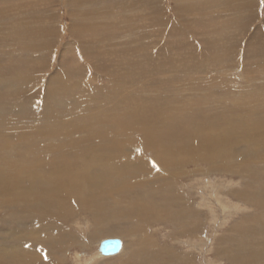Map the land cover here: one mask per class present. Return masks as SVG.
<instances>
[{"label":"bare ground","instance_id":"bare-ground-1","mask_svg":"<svg viewBox=\"0 0 264 264\" xmlns=\"http://www.w3.org/2000/svg\"><path fill=\"white\" fill-rule=\"evenodd\" d=\"M163 1L0 0V264H67L72 248L73 264H264V0H172L176 24ZM216 3L250 18L246 31L262 21L244 52L224 30L245 24L216 30L222 49L213 23L195 26ZM182 32L194 73L174 61L178 40L171 60L147 50L130 65ZM98 49L112 54L103 75L88 62ZM77 217L89 237L71 230ZM113 238L119 252L99 254Z\"/></svg>","mask_w":264,"mask_h":264},{"label":"rangeland","instance_id":"rangeland-1","mask_svg":"<svg viewBox=\"0 0 264 264\" xmlns=\"http://www.w3.org/2000/svg\"><path fill=\"white\" fill-rule=\"evenodd\" d=\"M217 2H220V0H216ZM216 4H218V6H217V8H215V9H217V12L215 13L214 12V10H211L209 13H207V14H201L200 16L201 17H198L196 20L198 21V24H195V26H200V29H198V31L200 32H202V30H204V29H206V28H210V27H208V24L207 23H213L214 25H213V28H215V31H213L214 29H209V32L211 33V37L213 38V41H214V43H215V46L216 47H220L221 49H222V41L223 40H221V41H219V42H216L214 39H215V37H217V36H219L220 35V33H219V30L218 31H216L217 29H219V27H220V29L221 28H226L227 29V27H228V25H232V27L233 28H235L236 26H238L239 24H242V25H246V27L245 28H242L241 30L240 29H236V30H234V29H231V30H224V33H226V31H228L227 32V38H226V41L229 39V40H236V41H238V40H240V39H243L244 38V40L245 41H243V44L242 45H240V48L241 49H243V52H244V50H245V46H246V43L248 42V41H252V39L253 40H255L256 39V37H257V28H258V26H260V24L262 23V21H260V22H258V23H252L251 24V26L248 28V30L246 31V28H247V26L252 22V20H250V18H248V19H246L245 20V22H243V20H241V17H237L235 14H233L232 13V11L230 10V9H226V11H223L224 10V5L222 6V4L221 3H216ZM57 5V4H56ZM42 6V5H41ZM58 6H59V8H58ZM47 7H49L48 5L47 6H43L42 8H45V10L47 9ZM162 7H163V9L165 10V12H164V14L166 15L165 17H166V19L168 20L169 19V21L171 20L172 22H176V18H175V16H174V11H173V8H174V3H172V0H164L163 1V3H162ZM61 11V12H60ZM64 11V12H63ZM56 12H57V14L58 15H60L59 17H60V26H62L63 28L61 29V42L62 43H64V44H66V43H68L69 41H71V38H69V36H68V33L66 32L67 31V25H68V23H69V17L68 16H66V11L65 10H63L62 8H61V4H59V5H57V7H56ZM63 12V13H62ZM62 13V14H61ZM200 14V13H199ZM63 15V16H62ZM227 17H228V19H227ZM63 18V19H62ZM195 18V17H194ZM262 19V18H261ZM260 19V20H261ZM231 21V22H230ZM174 22V23H175ZM176 24V23H175ZM185 27H186V24H185ZM149 29H144V30H141L140 31V34L142 33V34H144V36H146L145 34H147V31H148ZM158 29H156V30H152V31H157ZM178 30V29H177ZM184 32H185V29H182ZM245 32V33H244ZM63 33V34H62ZM242 33H243V35H242ZM164 38H166V37H164ZM161 39V37L159 36H157L156 38H155V36L152 38V41L150 42V43H146V47H144V48H142L141 50H137V52L136 53H134V54H132V55H130V65H132L133 66V62L134 61H140V60H142V59H144V58H146L147 57V50H148V52L149 53H151V52H153V53H155L154 54V56H153V60L154 59H156V56L157 57H159L158 58V61H161V59H160V57L161 56H166V55H169L170 56V60H171V56L173 55V54H176V53H178L179 51H177L172 45H173V43L175 42V41H179L181 44H180V46L183 48V50H184V52L182 53V54H179V56H178V58H176L174 61H175V63H177V64H179V66H180V68H181V71L182 72H187V73H194L196 70H197V68H192L191 66H190V64L188 63V60H190L192 57H196V54H195V52L193 51V49H192V44L190 43V44H188V43H186V41H187V36H186V34H184L183 32H182V34H175L173 37L172 36H170L169 38H168V40H170L171 41V44L170 45H164L165 44V39ZM68 39V40H67ZM119 39V38H118ZM117 39V40H118ZM155 39V40H154ZM263 39V38H262ZM114 42V41H113ZM130 41H125V40H123V39H121V40H118V41H116V47H117V49H119V48H121V47H123V49L124 48H126L127 46H129V45H133V43H129ZM141 42H143V41H140V44H141ZM164 42V43H163ZM168 42V41H167ZM261 42V41H260ZM263 42H264V39H263ZM145 43V42H144ZM156 43V44H155ZM224 44V43H223ZM61 46V45H60ZM154 46V47H153ZM152 47V48H151ZM164 48V49H163ZM56 49H57V51H56V56H59L60 57V53L62 52V51H60L59 50V52H58V48L56 47ZM75 49L77 50V47H75ZM151 49V50H150ZM32 50V49H31ZM162 50V51H161ZM239 50V48H237V51ZM33 51V50H32ZM77 52H80V50H77ZM89 53H90V55H89V60H88V62L90 63V65L93 67V71H95L96 73L98 72V73H100V74H102L103 75V70L104 69H106V65L103 63L105 60H107L109 57H112L111 55L112 54H109L108 52H106L104 49H98V50H92V51H89ZM117 53H119V52H117ZM116 53V54H117ZM120 54H123L122 52H120ZM152 57V56H151ZM57 59V62H58V58H56ZM113 59V58H112ZM80 63V62H79ZM203 63H204V66L205 67H207V66H209L210 65V63L207 61V60H205V59H203ZM101 65H105V68H102L101 67ZM227 65H234L233 64V60H232V58L230 57V59L228 58V60H226L225 62H223L222 63V65L221 66H227ZM123 67H126V66H124V65H121V67H120V69L121 68H123ZM169 67L170 66H167V67H165L166 68V70H168L169 69ZM56 68H57V66H56ZM154 69H156L155 68V66H153L152 67V70H154ZM238 70V71H237ZM237 70H235V71H233V72H230V73H228V75H229V78L230 79H232V80H234L235 82H237V80H238V85L239 84H241L242 85V83H244L243 81H245L244 79H243V75H245L244 73H242L241 71L242 70H240V68H238ZM91 72V71H90ZM241 72V73H240ZM92 73V72H91ZM153 73V72H152ZM232 73H233V75H232ZM231 74V75H230ZM242 74V75H241ZM110 77V76H109ZM110 79H111V77H110ZM256 81V80H255ZM204 82V77H203V80L200 82V83H203ZM257 83H260V85L263 83V79H258L257 80ZM98 84L101 86V87H105V86H107V82H105L104 80L103 81H99L98 80ZM246 84L244 83V86H245ZM215 86H219V84H216ZM242 87H243V85H242ZM68 107V106H67ZM70 115H67V117H69ZM147 157H148V155H147ZM205 179V182L206 183H208V181L209 180H212V182H214V181H216V182H214V183H217L218 181L217 180H215V179H210L209 178V176L208 177H205L204 178ZM234 181H237V180H234ZM219 184L220 183H222V185L220 186L221 188L223 187V186H225L226 185V182L225 183H223V182H221V180L218 182ZM236 183V182H235ZM209 185V183L208 184H206V186H208ZM209 193V191H207L206 192V194H208ZM226 200H228V201H230L229 199H226ZM231 202V201H230ZM233 203H234V201H233ZM208 224L210 225V228L211 229H213L212 227V225H214V224H211L210 222H208ZM123 225H127V224H121L120 225V227L121 226H123ZM216 225H218V224H216ZM71 230L74 232V233H76V234H80V235H82L83 233V236L86 234L87 235V237H89V235L91 234V229H92V226L89 224V222H87V224L85 223V221H84V219L82 218V217H77L72 223H71ZM116 228V231H117V233H118V230H119V227H116V226H113L111 229H110V231L109 232H111V230H113V229H115ZM147 228H148V232H150V231H152V228H151V226L149 225V226H147ZM159 232H160V234L161 235H163V234H166V233H168V232H170V231H168V230H166V231H163L162 229H159V228H156ZM83 230V231H82ZM86 230V231H85ZM88 230V231H87ZM154 230V229H153ZM114 231V232H113ZM111 233H113V234H117L116 233V231L115 230H113ZM220 230H217L216 232L218 233ZM78 232H80V233H78ZM87 232V233H86ZM216 232H214L213 234L214 235H216L217 233ZM210 233H211V230L209 229V230H207L206 231V233H203L201 236V239H208V237L210 236ZM220 233V232H219ZM86 237V236H85ZM103 238H101V239H96V240H94L92 243H91V245H90V249H89V255H93V253L95 254L96 253V251H97V244L99 243V241H101ZM113 239H118L119 241H120V243H121V245H122V241L120 240V238H113ZM105 240H107V239H105ZM182 249H184L185 250V248L183 247ZM80 251L78 250V248H77V250L76 249H73L72 248V250H71V254H70V257L68 256V260H67V264H73L72 262H73V260H72V258H73V254L74 253H79ZM119 252V251H118ZM81 253V252H80ZM99 254H100V252H99ZM73 255V256H72ZM116 255V254H115ZM103 256V255H102ZM107 257V256H106ZM109 257H111V256H109ZM100 264V263H99Z\"/></svg>","mask_w":264,"mask_h":264},{"label":"water","instance_id":"water-1","mask_svg":"<svg viewBox=\"0 0 264 264\" xmlns=\"http://www.w3.org/2000/svg\"><path fill=\"white\" fill-rule=\"evenodd\" d=\"M121 243L118 239L103 240L98 247V252L103 256H113L118 253Z\"/></svg>","mask_w":264,"mask_h":264}]
</instances>
